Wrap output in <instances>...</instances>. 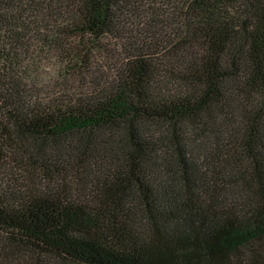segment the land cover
I'll use <instances>...</instances> for the list:
<instances>
[{"label":"trees","instance_id":"1","mask_svg":"<svg viewBox=\"0 0 264 264\" xmlns=\"http://www.w3.org/2000/svg\"><path fill=\"white\" fill-rule=\"evenodd\" d=\"M73 35L114 79L29 93ZM0 60V263L264 264V0H0Z\"/></svg>","mask_w":264,"mask_h":264},{"label":"rangeland","instance_id":"2","mask_svg":"<svg viewBox=\"0 0 264 264\" xmlns=\"http://www.w3.org/2000/svg\"><path fill=\"white\" fill-rule=\"evenodd\" d=\"M78 40L77 35L71 36L65 42L61 40L60 46L50 49L53 56L48 58L47 61L43 57L36 61L28 57L24 58L21 65L17 67L23 78L22 82L25 89L29 93L42 97L55 95V93L60 96L77 97L80 93L83 94L90 91L91 88L93 89L98 82L107 83L108 80H113L117 65L110 59L102 56L91 57V61L87 62V68L83 67L84 61L80 57H85V55L83 53H73L72 50ZM18 51L19 54L22 53L20 49ZM66 143L71 145L68 140H66ZM68 157H70L69 154ZM97 161L100 163L99 160H96V157L93 158L92 169L94 172L99 173L103 167L98 165ZM68 175L70 177L67 182L73 187H77L75 190L84 187L85 183L90 180H86L84 175L77 177L79 174L76 171H71ZM2 249L0 246V250ZM7 251V256L3 258L0 264H77L66 260L60 261L61 259L59 260L51 255H39L27 251L12 254L9 249ZM12 255H14V258ZM0 260H2L1 257Z\"/></svg>","mask_w":264,"mask_h":264}]
</instances>
